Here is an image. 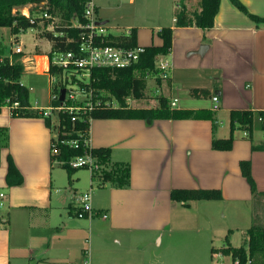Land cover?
Wrapping results in <instances>:
<instances>
[{
  "label": "crops",
  "instance_id": "obj_1",
  "mask_svg": "<svg viewBox=\"0 0 264 264\" xmlns=\"http://www.w3.org/2000/svg\"><path fill=\"white\" fill-rule=\"evenodd\" d=\"M175 1L180 3L172 8L175 15L182 2L189 14L200 10V0ZM239 1L249 14L264 18V0ZM94 4L97 22L107 24ZM129 27L126 34L136 29L139 46L161 45L154 31L150 38L148 31L144 32L147 38H143V31ZM170 27L173 47L161 58L167 59L171 68L166 79L159 76L160 82L156 81L155 90L161 93L155 94L157 104L149 108L157 107L158 98L166 96L170 105L177 99L172 109L209 110L214 112V119L225 113L228 126L232 110L264 111V22L253 20L230 0H221L213 27H178L176 16ZM160 29L154 28L157 33ZM45 42L49 43L39 38L36 46L49 52L51 45L48 51ZM202 45L207 48L200 54ZM40 57L48 59L47 53H35L26 59L22 56L25 71L50 77L49 68L38 70ZM214 95L219 98L217 110H213ZM52 100V93L43 105L29 100L31 109L39 111L38 117H13L9 107L0 109V128L8 131V144L0 151V188L8 195L9 206L7 223L0 228V264L194 263L201 256L194 251L196 239L187 233L199 239L205 234L214 237L207 242L213 245L217 238L225 242L230 232L231 245L240 247L243 237L241 244H236V239L244 236L255 219L264 225V150L252 149L253 145L264 144L258 122L253 140L236 131L233 149L223 152L212 149V140L229 136L215 132L216 120L204 119L92 120V148H110L111 163H128L130 184L117 188L99 183V191L92 197L94 213L78 217L80 206L75 194L84 192L74 183L80 177L73 179L71 188H65L62 176L55 173V164L62 165L52 159L54 133L46 124L50 119L56 125L53 116L58 112L51 110ZM46 111L50 115L44 116ZM10 157L23 177L19 186L7 180ZM242 160L252 163L256 194L241 173ZM94 184L90 176L89 191ZM177 188L219 189L222 199L188 205L174 202L170 193ZM151 235L161 248L155 256L143 253ZM179 244L183 250L180 253L176 248ZM207 258L218 264L220 258L226 262L231 256L215 253Z\"/></svg>",
  "mask_w": 264,
  "mask_h": 264
},
{
  "label": "trees",
  "instance_id": "obj_2",
  "mask_svg": "<svg viewBox=\"0 0 264 264\" xmlns=\"http://www.w3.org/2000/svg\"><path fill=\"white\" fill-rule=\"evenodd\" d=\"M239 10L248 14L257 22H264L260 18L249 14L245 6L239 0H230ZM88 0H0V28H10L15 36L30 28H38L39 23L44 21L47 26L53 19L58 22L53 31H43L41 38L49 41L51 48L47 53L51 60L49 73L51 75H63L64 69L52 64L56 54L77 52L79 48V35L81 29L70 28L72 19L80 24L84 23V12ZM221 0H200V10L189 14L183 2L182 8L176 15V26H196L202 29L213 27L215 17L219 11ZM27 9L30 16L23 15ZM47 13L50 18L44 19L42 15ZM161 45L144 47L138 62L131 67L123 69L94 67L89 72L88 83H82L81 87L88 93H92V100H102L104 103L115 101L117 106L102 104L92 110L74 112L60 111L58 113V125H52L47 119L46 124L58 135L59 140L80 138V134L90 135L91 121L96 119H144L152 122L158 119L186 120L204 119L214 123V112L209 110H178L172 109L166 96H160L159 105L155 108H133L127 103L128 99L142 101L146 97L147 76L153 73L160 82V71L156 68V60L160 56L170 53L173 47V28L163 27L158 31ZM98 46H113L122 48H136L138 45L137 30L131 29L128 34L115 36L106 34L96 39ZM3 47L0 45V109L5 106L18 103L17 109H12L13 117H38L39 111L31 109L29 102V90L21 84L25 68L21 62L22 54L15 55L11 63L9 57H3ZM74 69V68H73ZM144 73L143 76L136 72ZM83 73L82 71H80ZM62 89L66 86L62 85ZM58 90L55 95H60ZM106 92V94H104ZM197 92V91H195ZM207 92L203 93L206 95ZM7 101L9 103H7ZM61 104L59 100H52L53 107ZM258 122L259 128L264 134V111L232 110L230 112L228 138L212 140V149L215 151L228 152L233 149L236 131H242L246 137L253 140L254 129ZM214 125V124H213ZM8 144V131L0 128V151ZM58 155H52L53 161L63 162L62 167L67 170L69 184L73 183V175L77 171L69 166L68 162L86 154L88 149L80 147L70 148L66 145L58 146ZM253 150H264L263 145H253ZM92 156L101 166V169L91 175L92 184L111 183L117 188H125L130 184V165L128 163H111L110 148H92ZM107 168H110L107 170ZM240 169L243 177L248 181L251 192L257 193V186L252 174L250 160L240 161ZM7 180L11 185H21L23 177L15 167L11 157L8 160ZM170 198L174 202L189 204L194 201L221 200L222 192L219 189H173ZM229 234L225 237V246L219 249L212 248V253H221L231 256L233 264H264V225L255 219L244 234V242L240 247H233L230 243Z\"/></svg>",
  "mask_w": 264,
  "mask_h": 264
},
{
  "label": "rangeland",
  "instance_id": "obj_3",
  "mask_svg": "<svg viewBox=\"0 0 264 264\" xmlns=\"http://www.w3.org/2000/svg\"><path fill=\"white\" fill-rule=\"evenodd\" d=\"M94 1L100 9V17L104 21H108L105 30L106 34H113L115 36L123 35L129 31V26H133L139 29V31H143V33L141 34L143 38H147V34H144V32L148 31L150 38V33H152V31L157 34V31L154 30V28L170 27L172 18L176 16V13L172 11V8L180 4L178 1L174 2V0H136L135 3L130 2V0ZM24 11H27V9H24ZM43 31L44 30H42V25H39L38 28H30L15 36L14 34H12L10 28H0V45L3 47V57H11V49L17 45L16 43L20 42L25 53L23 58L32 56L35 53H48L42 51V49H44L43 46H36L39 44V38H41L40 35L43 33ZM45 46V49L49 51V43L45 42L44 47ZM13 57H15V55H13ZM20 60L22 61V58ZM25 67L27 66L25 65ZM136 75L144 76L145 74L137 71ZM88 80V76L83 75L81 72H77L75 70H67L63 75L56 76V82H51V77H49L48 75L39 76L36 73L32 71L30 72L26 69L22 76L21 83L24 84L29 90V100L31 104H35L36 102H38L40 105L45 104L50 94L52 93V97L56 96L55 93H57L58 90H61L62 85L66 86V89H73L76 92L77 102L80 104L86 100V97L82 95V91H80L82 89L81 82L88 83ZM156 81L157 76H155L153 73L148 75L145 100L134 101V99H128V105L136 108H149L157 104V101H154L156 100L155 94L157 93L159 95L161 93V90H159V93L155 90ZM104 94H106V92H104ZM167 96L170 98V93H167ZM227 119L228 118L226 117L225 113H219L217 118L215 119V125L217 126L215 132L225 137H228L230 133ZM53 120L54 123L58 125V115L54 114ZM93 130L94 128H92V136L95 134V132L93 134ZM241 135L243 136V133ZM54 168L56 175H61L62 179L64 180L63 187L71 188L67 170L57 164H55ZM77 176L80 177V181H75L74 184L78 187L80 192H85L86 190L89 191V181L91 176L90 170L83 168L77 169V171L73 175V179H76ZM78 182H80L79 185L77 184ZM98 189V183H95L92 190L93 198L96 195L97 191H99ZM187 234L188 235L186 236H188L192 240L196 239V243L194 244V251L198 252L201 258L198 261L196 260V262L194 263H185L183 261L180 264H215L216 261L212 263L207 258L208 256L209 258L210 256H213L211 248L212 246H214L215 249H219L221 246L225 245V242L217 238L215 239V243L211 245V242H207L210 241L209 238L213 239L214 237L205 234L203 235L202 239H199L195 237L196 235H191V232ZM241 237H243L244 241V236L240 235L239 238L236 239V244H241ZM205 243H207L206 247ZM138 246H140V243H138ZM177 246L176 248L179 253L183 251L182 249H180L182 247L181 244ZM144 247L146 248L143 250V253L147 255L155 256L156 254L160 253L161 250V248H158V241L154 240V235H151L150 238L148 237L146 243L144 244ZM167 261L169 260L165 259V262ZM172 262L176 263L175 260H172ZM218 262V264H233L232 258H228L226 262L224 261V258H220Z\"/></svg>",
  "mask_w": 264,
  "mask_h": 264
},
{
  "label": "built area",
  "instance_id": "obj_4",
  "mask_svg": "<svg viewBox=\"0 0 264 264\" xmlns=\"http://www.w3.org/2000/svg\"><path fill=\"white\" fill-rule=\"evenodd\" d=\"M22 13L27 17L30 16L28 10L27 13H25L24 10ZM42 17L44 19L50 18L47 13H44ZM84 19L86 21L81 24L77 20L72 19L69 25L70 28L81 29L78 41V51L56 54L52 60V64L54 66L62 67L64 72L67 70H75L77 72L82 71L83 75L89 76L90 70L94 67L123 69L131 67L133 64L138 62L140 55L144 52V47L142 46L128 49L122 47L96 45V39L106 35V28L97 24L96 6L93 0H88L86 3ZM57 22V19H53L52 22H50L47 26L44 24V21L40 22L39 25H42V30L44 31H53ZM16 44L17 45L11 49L12 56H9L11 63L13 62V55L22 54L24 56L25 54L21 42ZM47 63L48 68H50L51 60L49 56ZM156 68L160 71V77L166 79L168 77V71L171 68V64L167 59H163L160 56L156 60ZM56 76L57 75L50 74L51 82H56ZM80 91H82V95L86 97V100L83 103L79 104L77 102V94L73 89H66L64 101L59 106L53 107L51 110H55L58 113L60 111H68L70 114H73L74 112H79L81 110H92L93 108L102 104L117 106L115 101H107L104 103L102 100H97L96 102H93L91 92L88 93L84 88H82ZM213 101L215 103L213 110L219 109V98L217 95L213 96ZM176 102L177 99H174L173 102H171V107H174ZM7 103L9 102L7 101ZM7 107H9L12 111V109H17L19 104L16 102L13 105ZM43 115L48 116L50 114L48 111H46L43 113ZM90 140V135L87 134H80V138L63 140H59L58 135L54 134L51 144V151L53 155H58L60 152L58 148L59 145H66L73 149H78L80 147L88 149L85 155L71 159L68 164L74 169H88L92 175L95 171L101 169V166L96 162V159L92 156V153L89 152L92 150ZM58 162L63 165V162ZM75 200L80 206L78 217H91L94 213L92 205V191L90 190L88 192L75 194ZM8 208V195L5 190L0 188V228L5 226L7 223ZM104 217L106 218L107 215H104Z\"/></svg>",
  "mask_w": 264,
  "mask_h": 264
},
{
  "label": "water",
  "instance_id": "obj_5",
  "mask_svg": "<svg viewBox=\"0 0 264 264\" xmlns=\"http://www.w3.org/2000/svg\"><path fill=\"white\" fill-rule=\"evenodd\" d=\"M97 24L103 26V25L106 24V22H101V23L98 22ZM206 48H207V46L202 45L201 50H200V54L203 53V51ZM65 94H66V89H62L61 92H60V95L54 96L53 100H59L62 103L64 101V99H65Z\"/></svg>",
  "mask_w": 264,
  "mask_h": 264
},
{
  "label": "bare ground",
  "instance_id": "obj_6",
  "mask_svg": "<svg viewBox=\"0 0 264 264\" xmlns=\"http://www.w3.org/2000/svg\"><path fill=\"white\" fill-rule=\"evenodd\" d=\"M25 13H27V11H25ZM37 68L40 72L48 68L46 57H40L37 59Z\"/></svg>",
  "mask_w": 264,
  "mask_h": 264
}]
</instances>
